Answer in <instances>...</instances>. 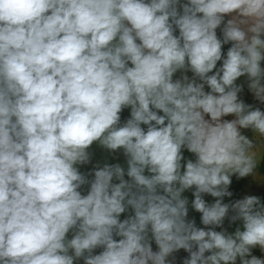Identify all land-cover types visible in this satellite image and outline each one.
Masks as SVG:
<instances>
[{"label":"clouds","instance_id":"9594fccd","mask_svg":"<svg viewBox=\"0 0 264 264\" xmlns=\"http://www.w3.org/2000/svg\"><path fill=\"white\" fill-rule=\"evenodd\" d=\"M178 5L0 0V264H170L180 249L190 254L183 264H264L246 258L264 250L259 198H202L231 196L232 175L258 164L242 130L264 139V111L239 100L236 81L246 76L264 102V0H188L182 14ZM178 70L201 82L174 81ZM125 107L131 118L121 125ZM94 142L123 149L131 181L119 164L105 165L82 195L76 165ZM183 148L194 161L182 163ZM193 186L207 230L187 219L182 193ZM128 206L134 215L121 221ZM230 210L243 230L216 231Z\"/></svg>","mask_w":264,"mask_h":264},{"label":"rangeland","instance_id":"374dc122","mask_svg":"<svg viewBox=\"0 0 264 264\" xmlns=\"http://www.w3.org/2000/svg\"><path fill=\"white\" fill-rule=\"evenodd\" d=\"M188 0H180V5L177 6L178 11L182 14V7L181 5L187 3ZM228 18L224 17V23L216 30L217 36L221 40L223 39V27L227 23ZM175 35H179V30H175ZM231 42L228 44H223L222 46V52L224 56L226 57L227 50L231 47ZM222 65V60L217 62V68H219ZM129 66H131L129 64ZM262 67H264V62H262ZM215 71V70H213ZM213 74V73H210ZM184 76H187L189 80L196 79L197 83H200L198 78L194 77V74L190 70H178L174 76L173 80L180 79L182 80ZM236 84L241 86L242 90L238 93L239 100L243 101L246 105H250L252 109L259 108L261 111H264V102H261L259 99L256 98L255 94L250 90L248 84V80L246 76H242L238 78L236 81ZM205 91H210V89L205 85ZM158 111V110H157ZM158 114L162 115V112L158 111ZM120 124L123 125L128 119L131 118V108L125 107L122 112L120 113ZM208 117H206L207 119ZM235 117L232 115L223 117L222 119L226 120H232ZM142 127L146 130L147 125H142ZM243 134L247 135L250 139H253L254 145L256 146L255 152L257 155V159L260 158V156L264 155V139H260L258 136L254 135L251 130L249 129H243ZM89 153V161L83 164H77L76 167L78 171L86 178L87 183L81 186L79 191L82 195H87L88 191L90 190L91 181L94 179V172L99 169L103 168L105 165L114 166L119 164L125 171L124 179L131 181V178L127 176V157L123 153V149L117 150L115 152H112L103 146H101L98 142H94L88 149ZM182 154L184 156V161L182 163H185L187 160H195V155L191 152H189L186 148L182 149ZM261 159V158H260ZM260 165H257L254 172L250 175H247L245 177H239L237 174H233L231 177V184L228 188L234 187L235 193L231 194V199H233V203H235L237 200L244 199L246 196H256L259 198L261 204H264V170L259 169ZM261 166H264V163H262ZM148 174L147 172L145 173ZM113 183H119L118 180L115 178L113 179ZM195 191V187L187 189L182 193V198H186L188 200V217L187 219L190 221L195 222V226L198 228H204L207 230L209 227L212 226H205L201 222V213L197 212L192 207V202L195 199L193 193ZM202 198L209 204L214 203L216 200L210 195V194H202ZM134 215V211L131 208V206H128L126 208V211L120 215V220L123 221L124 219H127L128 217ZM234 215V213L230 210L228 215L225 217L223 225L221 227H216V231H226L228 234H233L235 230L239 227L241 230H243V222L241 220H237L235 222L231 221V216ZM74 231L70 230L67 234V239L73 238ZM115 239L119 240L120 237H114ZM148 239L151 244L152 250L158 251V246L155 243L154 238H152L151 232L148 234ZM101 251H103L102 248H97L94 250L93 255L99 254ZM87 255V254H86ZM252 256H255L259 259L264 260V250H262L259 246H256L251 249V255L246 257L248 259H251ZM170 264L172 263V254L167 258ZM75 264H84L83 258L75 261ZM236 264H240V259H237Z\"/></svg>","mask_w":264,"mask_h":264},{"label":"trees","instance_id":"16d2710c","mask_svg":"<svg viewBox=\"0 0 264 264\" xmlns=\"http://www.w3.org/2000/svg\"><path fill=\"white\" fill-rule=\"evenodd\" d=\"M228 191L231 193V194H234L235 193V188L234 187H230L228 188ZM215 200L216 199H222V202L223 203H226V204H233V199H231L230 196H224L223 198H216V197H213ZM210 253H206V255H209ZM189 253L187 251H185L184 249H180L178 251H175L172 253V263L173 264H183L184 260L189 258Z\"/></svg>","mask_w":264,"mask_h":264},{"label":"crops","instance_id":"0c3cea01","mask_svg":"<svg viewBox=\"0 0 264 264\" xmlns=\"http://www.w3.org/2000/svg\"><path fill=\"white\" fill-rule=\"evenodd\" d=\"M234 15H235V14H227V15H225V16L228 18V20H230V19L233 18ZM262 148H264V147H262ZM260 158H261V159H260ZM260 158H258V164H257V165H260V166H259V169L262 171V170H264V166H261L262 163H264V155L260 156Z\"/></svg>","mask_w":264,"mask_h":264}]
</instances>
